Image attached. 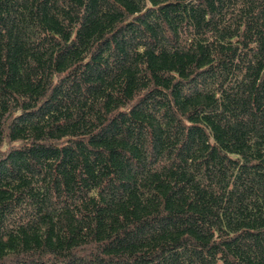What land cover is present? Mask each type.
Here are the masks:
<instances>
[{"label": "trees", "instance_id": "1", "mask_svg": "<svg viewBox=\"0 0 264 264\" xmlns=\"http://www.w3.org/2000/svg\"><path fill=\"white\" fill-rule=\"evenodd\" d=\"M0 264H264V0H0Z\"/></svg>", "mask_w": 264, "mask_h": 264}]
</instances>
